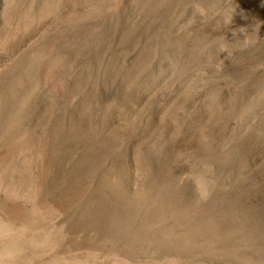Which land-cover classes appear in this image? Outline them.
<instances>
[{
  "label": "rangeland",
  "instance_id": "374dc122",
  "mask_svg": "<svg viewBox=\"0 0 264 264\" xmlns=\"http://www.w3.org/2000/svg\"><path fill=\"white\" fill-rule=\"evenodd\" d=\"M7 180L0 264H264V0H0Z\"/></svg>",
  "mask_w": 264,
  "mask_h": 264
},
{
  "label": "bare ground",
  "instance_id": "6f19581e",
  "mask_svg": "<svg viewBox=\"0 0 264 264\" xmlns=\"http://www.w3.org/2000/svg\"><path fill=\"white\" fill-rule=\"evenodd\" d=\"M18 185H20V187H24L25 185L22 183V181L21 180H17L16 182L15 181H10L9 182V180H7L6 182H1L0 183V189L2 190V191H5V192H7V191H10L11 189H15V188H17V186ZM19 187V188H20ZM0 215L2 216V218L0 219V223H2V222H4V217H5V215L2 213V212H0ZM3 219V220H2ZM4 225V224H3ZM0 255H3V257H6V256H8V255H11L10 254V252H8V251H5L4 250V248H3V246H2V244H1V241H0ZM2 257V258H3Z\"/></svg>",
  "mask_w": 264,
  "mask_h": 264
}]
</instances>
